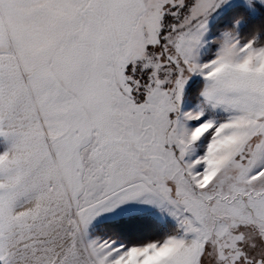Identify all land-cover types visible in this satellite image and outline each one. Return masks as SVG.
Masks as SVG:
<instances>
[{
	"label": "snow or ice",
	"instance_id": "snow-or-ice-1",
	"mask_svg": "<svg viewBox=\"0 0 264 264\" xmlns=\"http://www.w3.org/2000/svg\"><path fill=\"white\" fill-rule=\"evenodd\" d=\"M0 264H264V0H0Z\"/></svg>",
	"mask_w": 264,
	"mask_h": 264
}]
</instances>
